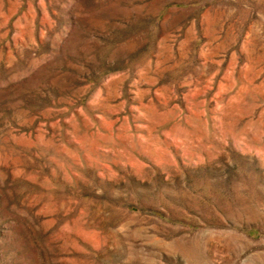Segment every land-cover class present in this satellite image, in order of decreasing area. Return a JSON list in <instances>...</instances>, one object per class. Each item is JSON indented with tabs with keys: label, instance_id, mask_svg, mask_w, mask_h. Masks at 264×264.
<instances>
[{
	"label": "rangeland",
	"instance_id": "1",
	"mask_svg": "<svg viewBox=\"0 0 264 264\" xmlns=\"http://www.w3.org/2000/svg\"><path fill=\"white\" fill-rule=\"evenodd\" d=\"M0 264H264V0H0Z\"/></svg>",
	"mask_w": 264,
	"mask_h": 264
}]
</instances>
